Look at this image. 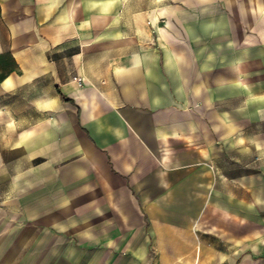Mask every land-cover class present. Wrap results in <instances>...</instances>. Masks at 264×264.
Returning <instances> with one entry per match:
<instances>
[{"label":"crops","instance_id":"1","mask_svg":"<svg viewBox=\"0 0 264 264\" xmlns=\"http://www.w3.org/2000/svg\"><path fill=\"white\" fill-rule=\"evenodd\" d=\"M213 233L264 259V0H0V264H218Z\"/></svg>","mask_w":264,"mask_h":264},{"label":"rangeland","instance_id":"2","mask_svg":"<svg viewBox=\"0 0 264 264\" xmlns=\"http://www.w3.org/2000/svg\"><path fill=\"white\" fill-rule=\"evenodd\" d=\"M209 116V115H208ZM207 227H205V230L203 231V233L206 235V238H209V235L211 236V232L210 230L206 229ZM212 235H216V239H214L213 241V246L216 250H218L220 252V256L215 257L213 256L212 260H217L218 264H230V262L232 261V258L230 256H228V254L232 253V248L234 247V253L236 255V257L234 259L237 258V255L239 253H241L242 251L238 249L237 246H239L238 242H232V240H226L221 238V236H218L217 233H213ZM251 254L254 255H258L260 252L255 250V249H251L250 250ZM254 264H264V259H257L254 260L253 262Z\"/></svg>","mask_w":264,"mask_h":264},{"label":"built area","instance_id":"3","mask_svg":"<svg viewBox=\"0 0 264 264\" xmlns=\"http://www.w3.org/2000/svg\"><path fill=\"white\" fill-rule=\"evenodd\" d=\"M80 80V79H79Z\"/></svg>","mask_w":264,"mask_h":264},{"label":"trees","instance_id":"4","mask_svg":"<svg viewBox=\"0 0 264 264\" xmlns=\"http://www.w3.org/2000/svg\"><path fill=\"white\" fill-rule=\"evenodd\" d=\"M62 96V95H61Z\"/></svg>","mask_w":264,"mask_h":264}]
</instances>
